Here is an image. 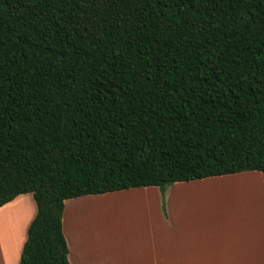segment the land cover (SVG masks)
Masks as SVG:
<instances>
[{"label": "trees", "instance_id": "obj_1", "mask_svg": "<svg viewBox=\"0 0 264 264\" xmlns=\"http://www.w3.org/2000/svg\"><path fill=\"white\" fill-rule=\"evenodd\" d=\"M258 171L264 0H0V206L17 264H68L64 200Z\"/></svg>", "mask_w": 264, "mask_h": 264}, {"label": "crops", "instance_id": "obj_2", "mask_svg": "<svg viewBox=\"0 0 264 264\" xmlns=\"http://www.w3.org/2000/svg\"><path fill=\"white\" fill-rule=\"evenodd\" d=\"M214 177L218 176L176 181L168 185L163 192L164 207L160 206L162 210L158 216L163 226L157 232L147 227L128 230L121 228L115 233L111 232V237L106 239L111 246L110 250L80 244L77 247L63 229L68 264H80L79 253L89 257L83 261L85 264H117L115 261L120 258L135 261L136 264H146L147 260L150 261L148 264H264V231L256 228L254 214L246 216V213H241L240 216L238 212L230 213L227 226H219L215 230L213 226L210 228L206 212L200 213L201 209L205 208L206 211L215 199L214 190L223 189V183L229 181ZM156 189H123L101 195L96 198L97 201L87 199L88 195L77 198L95 203L91 206L101 201L107 202L104 205L125 200L135 201L129 216L134 217L140 215L144 208V213H149L152 206L158 208L160 191ZM251 192L250 200L254 199L255 190ZM30 197L26 193L20 194L0 206V264L18 262L25 230L34 214V204H31L33 200ZM222 197L226 204L224 194ZM227 206L229 210L228 203Z\"/></svg>", "mask_w": 264, "mask_h": 264}, {"label": "rangeland", "instance_id": "obj_3", "mask_svg": "<svg viewBox=\"0 0 264 264\" xmlns=\"http://www.w3.org/2000/svg\"><path fill=\"white\" fill-rule=\"evenodd\" d=\"M214 178L227 179L229 181L223 183V189L217 188L215 189L216 191L214 190L213 194L215 199L208 205L206 211L204 210L205 208L201 209V212L199 211L202 214L206 212L210 228L213 226L216 230L220 228L219 226L225 225L226 227L227 222L230 220V213L238 212L240 216L241 213H246V216L254 214V222L256 223L257 220L256 228L260 231H264V193L262 192L263 182L261 174L258 171H242ZM243 178L248 180H243ZM253 190H255L254 199L250 200V195L253 194L251 191ZM111 192L117 191L88 195L87 197L89 198L87 199L97 201L96 198L99 196L107 193L110 194ZM26 194L30 197L29 193ZM223 194L226 197L227 203L230 205L229 210L227 203L225 204V201L222 199ZM85 200L86 199H78L77 197L64 200L62 227L64 226L66 229L63 227L62 230H66L70 240L72 238V244L77 247L80 244L93 248L99 246L100 248L103 247L110 250L111 246L106 239L111 237V232L115 233L121 228L128 230L131 228L142 229L143 227H147L148 229L152 228L157 232L158 228L163 226V224L159 223L158 218L159 212L162 210L160 206L161 208L164 207L163 193H160V205H158V208L152 206V210L149 213H144V208L140 215L131 216L132 218L129 216L131 215V208L135 201L125 200L115 204L110 203L108 205H104L107 203L106 201H101L99 202L100 204L96 203V205L91 206V204L95 203H90ZM82 201L85 202L82 203ZM31 204H34L33 201ZM76 224H78V227ZM116 244L114 246H116ZM117 255L120 256L121 254L117 252ZM79 259L80 261H78L80 264H85L83 261L89 259V257H85L79 253ZM115 262H117V264L137 263H135V261L124 260V258L117 259ZM149 262L150 261L147 260L146 264Z\"/></svg>", "mask_w": 264, "mask_h": 264}]
</instances>
